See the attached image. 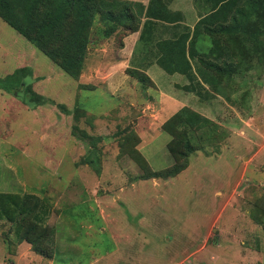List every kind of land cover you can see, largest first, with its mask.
<instances>
[{"label": "rangeland", "instance_id": "374dc122", "mask_svg": "<svg viewBox=\"0 0 264 264\" xmlns=\"http://www.w3.org/2000/svg\"><path fill=\"white\" fill-rule=\"evenodd\" d=\"M119 1L138 17L148 5ZM163 2L189 28L204 11L202 0ZM250 2L227 0L219 29H254ZM105 14L100 8L87 32L89 60L81 80L64 74L0 19V79L24 69L19 83L0 86V193L36 206L29 217L44 236L37 244L43 254L27 243L16 255L21 242L15 228L0 222V264H264V24L252 31L251 48L234 57L247 60L223 77L218 94L206 84L201 90L197 81L190 90L183 75L180 89L192 93L183 108L195 112V106L214 131L202 149L194 140L199 150L181 173L150 178L153 171L172 169L163 124L177 112L173 107L160 117L149 96L155 85L138 83L132 65L109 67L91 80L87 70L96 46L108 43L116 56L112 44L120 45L122 28H109ZM142 24L136 30L141 42L147 30ZM110 29L113 34L105 35ZM170 31L177 36L176 29ZM191 65L196 74L201 70L197 60ZM122 73L136 83L143 102L122 89ZM197 79L202 82L199 74ZM113 82L121 89L112 92ZM28 88L44 99L42 106L27 103ZM203 91L210 98L199 100Z\"/></svg>", "mask_w": 264, "mask_h": 264}, {"label": "trees", "instance_id": "16d2710c", "mask_svg": "<svg viewBox=\"0 0 264 264\" xmlns=\"http://www.w3.org/2000/svg\"><path fill=\"white\" fill-rule=\"evenodd\" d=\"M226 1L202 0L203 14L192 29L178 23L182 19L178 13L169 15L163 0H149L145 11L142 8L139 14H144L146 18L141 29H153L160 22L174 24L171 27L178 34L157 44L159 57L156 62L168 74L187 76L191 82L190 90H193L192 84L197 81L194 85H198L201 90L205 89L203 84H206L218 94L223 77L236 74L242 62L247 60L240 58L241 62H238L234 57L251 48L248 44L252 45L249 42L252 31L264 24V0H251L248 14L249 17H254V29L242 30L237 26L219 29V16ZM100 8L106 10L105 16L108 19L105 20L108 21L109 28H122L121 36L139 29L140 16L132 14L130 5L119 0H0V19L56 63L64 74L79 79L87 54V32ZM124 20L128 22L125 23ZM134 22L136 27L133 28ZM110 30L105 35L113 34ZM221 35L226 36L224 41ZM207 40L210 45H207ZM201 42L206 47L199 50ZM250 52L247 51V55ZM255 52H259L258 48ZM191 60H197L200 65L201 70L198 69L197 74L201 76L202 82L198 81L197 74L192 71ZM23 72L24 69H17L6 76L5 81L0 79V86L8 82L13 87L24 77ZM131 75L141 85L152 83L142 72L133 71ZM28 91L32 96L28 104L36 107L44 104L41 96L33 93L30 88ZM213 128L210 120L195 112H188L184 108L178 111L163 124V130L170 137L166 148L174 161L173 170L169 168L160 174V171H153L150 178H169L181 173L187 166L189 156L203 148L202 144L214 131ZM81 134L82 137H87L85 133ZM194 140H197L200 147L197 150ZM182 161L185 165L179 164ZM15 196L0 193V222L12 224L20 242L30 244L34 252L43 254L37 244H40V239L44 236L35 231L36 227L31 224L29 217L36 206L27 204L23 196Z\"/></svg>", "mask_w": 264, "mask_h": 264}, {"label": "crops", "instance_id": "0c3cea01", "mask_svg": "<svg viewBox=\"0 0 264 264\" xmlns=\"http://www.w3.org/2000/svg\"><path fill=\"white\" fill-rule=\"evenodd\" d=\"M127 1L132 3L134 2L141 3L142 6L144 7H146V5L149 2V0H127ZM177 1H181V0H177ZM176 8H180V6ZM188 8H190V13L194 14L195 12L194 7L190 6ZM183 14L184 17L186 18L184 12ZM144 21L145 19L142 18L141 23H143ZM178 23L187 26L185 23H181L180 21ZM171 26H172L171 23L169 24V23L160 22L153 29H147L145 31V34L143 35L145 38V41L143 42L139 40L140 38L139 31H133L131 33L125 34L124 36L122 35L120 40L116 39L117 40L116 43L120 42V45L118 47H114V45L112 44V50L115 51L116 49H118V51L115 52L112 51V53L116 54V56H112L110 54L108 43H102L99 46H96L94 55L91 58V62H92L91 66L87 70L90 73L91 80H97V76L102 75L103 73H105V71H109L108 69L109 67L112 68L115 67L118 70H123L129 67V65H132L134 68L138 69L140 72H143L145 75H147V77L155 85L154 88L155 90L153 91L154 95H149V96L150 99H153L155 101L153 104H151V107L154 110L156 109L161 113L160 117L162 118L173 107L175 108L174 111L178 112L179 109L187 105V101L192 100L190 99L192 93L183 92L180 89V86H182L180 84V81H183L184 78L183 75L179 73L168 74L156 62V59L159 57L157 44L163 42L164 40L172 39V37L174 36L172 34V31H170L172 29ZM192 27L193 26H191V28ZM108 55L112 56L114 60L113 62H110L108 60ZM86 60L89 59H87V57L85 58L84 66ZM95 73H97V75ZM106 74H109V72H107ZM121 75L125 76V80L124 81L121 80L122 83L120 82V85L123 87L122 89L124 91L128 90L130 94L136 92L134 93V95L137 97L139 92H137L136 83L133 84L130 83L129 82L130 78L127 75L123 73ZM109 76L110 75H107L106 77L109 78ZM83 78H84V74L82 73L79 79L81 80ZM111 85H112L111 88L113 89L112 92L121 89V86L120 85L115 86L114 82ZM176 91L184 93V96L186 98L184 100L183 99L181 100L180 98L181 95L177 94ZM199 94L200 95L203 94L199 100H206V98H210L209 96L207 97L206 91H203L202 93ZM136 99H138V97ZM138 100L140 102H143L144 99L141 100L138 99ZM144 107L150 108V106L148 105L147 106L145 105ZM159 107L161 108L159 109ZM190 107L195 112L197 111L195 106H190ZM6 242L7 241L4 240L5 245ZM27 245H28L27 243H22V242L18 244L16 246V255L18 253H22L21 249H24ZM16 255H14V259L16 258ZM16 259H18V256Z\"/></svg>", "mask_w": 264, "mask_h": 264}]
</instances>
